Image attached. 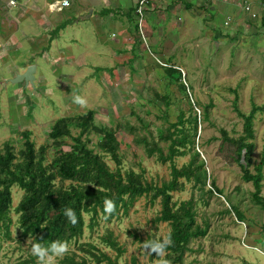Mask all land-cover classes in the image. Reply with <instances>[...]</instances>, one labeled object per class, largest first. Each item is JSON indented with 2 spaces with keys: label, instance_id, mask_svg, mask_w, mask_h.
Segmentation results:
<instances>
[{
  "label": "rangeland",
  "instance_id": "rangeland-1",
  "mask_svg": "<svg viewBox=\"0 0 264 264\" xmlns=\"http://www.w3.org/2000/svg\"><path fill=\"white\" fill-rule=\"evenodd\" d=\"M37 1L41 13L30 18L26 33L21 28L16 34L21 41L9 40L4 44L6 48L2 47L5 53L0 55V147L10 142L19 151L24 131L32 133L37 148L49 146L52 126L59 118L95 111L96 125L118 129L123 169L144 170L148 181L160 183L169 180L170 164L148 158L143 146L133 141L129 128L140 125L139 117L154 124L151 130L174 123L181 111L188 118L191 102L201 121L196 149L225 197L214 195L200 200L201 191L193 183H186L183 192L173 194L177 202L194 196L199 203L198 222L206 217L209 224L207 235L191 243L192 251L185 254L186 264H264V256L253 251L264 250V207L254 201V185L243 179L234 147L222 145L220 134V129H226L238 137L243 131V120L233 110L234 90L244 113H249L253 104L264 105L262 26L256 35L244 34L241 39L216 43L220 40L214 37L217 31L205 28L201 16L189 14L187 20L182 15L179 21L178 15L155 11L145 21V44L138 40L126 16L99 13L105 6L101 0H69L70 7L54 13L48 5L56 0ZM21 3L9 11L11 17L19 14ZM113 6L116 7L115 2ZM38 17L44 20L40 26L36 23ZM6 27L0 30L3 41L2 34L12 32V27ZM159 61L181 67L186 74L182 83L166 81ZM32 65L36 67L33 84L13 82ZM153 89L169 100V107L155 97ZM74 95L84 97L86 106L73 103ZM209 102L215 107L210 120L205 121L202 107ZM72 132L74 136L79 133L76 128ZM140 132L146 134L145 130ZM90 139L95 145L98 136L91 135ZM67 141L73 143L70 138ZM255 145L253 160L258 163L264 148V113H258L255 120ZM62 149L69 151L70 147ZM53 154L54 150L48 149V160ZM189 160L188 155L176 159V163L181 167ZM107 162L115 169L114 162ZM12 194L15 208L23 191L15 187ZM261 195L264 197V181ZM233 206L243 214V221L237 220L232 211L226 212ZM160 210L159 201L151 203L142 197L127 214L121 212L111 222L101 219L93 231L86 227L78 242L93 243L114 257L115 253L100 242L110 228L126 249L121 263L136 256L140 264H155L149 262L141 241L152 235L164 238L169 233L167 223H157L155 228ZM12 217L16 223L14 212ZM85 220L88 225L89 216ZM11 231L12 239H0V264H15L31 254V239L22 240L16 224ZM77 245L72 243L71 250Z\"/></svg>",
  "mask_w": 264,
  "mask_h": 264
},
{
  "label": "trees",
  "instance_id": "trees-1",
  "mask_svg": "<svg viewBox=\"0 0 264 264\" xmlns=\"http://www.w3.org/2000/svg\"><path fill=\"white\" fill-rule=\"evenodd\" d=\"M128 15L134 32L137 33L135 11ZM261 26L264 29V17ZM167 64L168 67H163L166 81L181 84L182 72L174 68L175 65ZM153 93L158 100L166 102V107L170 106L166 97H161L154 89ZM234 94L233 110L243 120V131L240 136L233 137L226 129H220L222 145L229 144L234 147L243 179L255 187L253 199L264 207V197L261 195L264 148L261 160L258 163L253 160L256 147L255 120L258 113H264V105L253 104L250 112L244 113L239 106L237 90H234ZM189 104L191 115L188 118L181 111L174 123L151 130L154 124L139 117L140 125L129 128L134 137L133 141L137 146H143L148 158L156 157L159 162L170 164L169 180L164 179L160 183L148 181L144 170L123 169L118 129L96 125L95 111L59 118L52 126V143L49 146L37 148L30 131L22 132L23 144L19 151L10 142H5L0 147V239H12L11 228L16 224L22 240L36 239L45 246L55 240H67L70 245L78 243L76 249L71 250L59 264H140L136 256L129 262H120L126 249L110 228L100 237V242L115 253L114 257L93 243L78 241L84 236L86 227L93 231L101 219L111 222L112 219L119 218L121 212L127 214L138 199L146 197L151 203L159 201L161 205L155 218V228L157 223H167L170 227L167 236H171L173 243L166 250L165 258L171 264H186L185 254L192 251L191 243L207 235L209 224L206 217L202 223L198 222L199 203L194 196L177 202L173 194L183 192L186 183H193L201 191L200 200L214 195L225 197L215 179L211 178L206 162L196 149L201 121L191 102ZM214 107L213 102L202 107L205 121L210 120ZM73 128L79 131L76 136L73 135ZM141 130H145L146 134H142ZM91 135L98 136L95 145L90 139ZM67 138L73 143L69 144ZM65 146H69L70 150H63ZM51 148L54 154L48 160L47 152ZM188 155L190 160L179 167L176 159ZM107 159L114 162L115 169L111 168ZM15 187L23 191V197L14 208L12 192ZM105 199H112L116 203L115 212L107 219L103 215ZM66 208L75 210L78 220L75 225L69 223L65 217ZM231 211L237 220H244L243 214L237 208L233 206L231 210L226 209L227 213ZM13 212L17 215L16 223L12 217ZM85 216H89L88 225ZM152 239L163 238L152 235L146 240ZM157 259L155 255H148L150 263ZM15 264L38 263L37 258L30 254L28 258Z\"/></svg>",
  "mask_w": 264,
  "mask_h": 264
},
{
  "label": "crops",
  "instance_id": "crops-1",
  "mask_svg": "<svg viewBox=\"0 0 264 264\" xmlns=\"http://www.w3.org/2000/svg\"><path fill=\"white\" fill-rule=\"evenodd\" d=\"M10 1L11 0H0V30L2 28L7 29V24L12 27V32H8L9 30H7V35L2 34L5 40L3 41L0 39V55H4L5 52L2 47H5L9 40L17 39V41H21L19 39L20 36L17 38L16 34L21 28L24 30L23 32L26 33L30 27V18L36 17V14L41 13L37 0H14L16 1V5H18L19 1L22 3L20 4L19 14L15 17H11L9 11L13 7L9 5ZM114 2L116 3V7L113 6ZM136 2L137 0H101L100 3L105 6L99 13L104 14L112 12L114 15L120 16L123 14L126 16V21L131 23L128 14L135 11ZM245 2L251 3L256 11H260L259 0H227L226 2L223 0H179L169 5L165 4L159 10H156V12H169L178 15L179 21L182 20L184 15L187 20L189 19L187 17L189 14L199 15L201 16L200 18L204 20L205 28L210 27V29H215L217 31L214 37L220 40H217L216 43H224L225 41H229L230 38L235 37L241 39L244 34L256 35L260 32L259 27L261 26L262 19L259 21L251 20L243 11ZM26 12L28 14L25 15ZM229 19L231 21L230 26H225V21ZM43 22L44 20L41 19V17L36 19V23H38L39 26ZM26 23L28 24L25 25ZM33 25L34 24H32V26ZM186 25L188 26V23ZM226 27H230V29ZM2 31L4 30L2 29ZM27 67L28 66H26V68Z\"/></svg>",
  "mask_w": 264,
  "mask_h": 264
},
{
  "label": "clouds",
  "instance_id": "clouds-1",
  "mask_svg": "<svg viewBox=\"0 0 264 264\" xmlns=\"http://www.w3.org/2000/svg\"><path fill=\"white\" fill-rule=\"evenodd\" d=\"M73 103L83 107L86 106L87 101L80 95H74ZM115 210V201L112 199H105L103 207V215L105 216V219L111 216ZM64 215L72 225H75L78 222L74 209L66 208L64 210ZM28 243L31 245V254L37 258L38 264H59V261L71 251V245L67 240H55L47 246L38 242L36 239L29 240ZM172 243L173 241L171 236L168 235L163 239L146 240L142 243V247L148 255H155L158 257L155 264H171V262L165 257L166 250L172 246ZM253 251L261 256H264V250L260 248H255Z\"/></svg>",
  "mask_w": 264,
  "mask_h": 264
},
{
  "label": "built area",
  "instance_id": "built-area-1",
  "mask_svg": "<svg viewBox=\"0 0 264 264\" xmlns=\"http://www.w3.org/2000/svg\"><path fill=\"white\" fill-rule=\"evenodd\" d=\"M179 0H137L136 6H135V17H136V28H137V35L139 36V41L143 42L145 44L148 43L147 35H146V24L145 21L149 17V14L151 12H155L156 10H159L162 6L165 4L169 5L171 3H175ZM208 1V0H207ZM226 2L227 0H223ZM9 5L11 7H15L16 1L11 0ZM71 3L69 0H56L48 5L49 11L51 13L54 12H61L64 8L70 7ZM259 7L260 11H256L252 4L249 2H245L243 5V11L245 14L249 16V18L253 21H259L264 17V0H259ZM225 26H230L231 21L230 19L228 21H225ZM162 67H168L169 65L165 62L159 61ZM174 68L179 69L182 74L183 78L185 79V72L184 70L179 66H174ZM185 81V80H184ZM245 238H243V244L247 247L248 245L245 244Z\"/></svg>",
  "mask_w": 264,
  "mask_h": 264
},
{
  "label": "water",
  "instance_id": "water-1",
  "mask_svg": "<svg viewBox=\"0 0 264 264\" xmlns=\"http://www.w3.org/2000/svg\"><path fill=\"white\" fill-rule=\"evenodd\" d=\"M93 10H91L92 12ZM90 17V16H88ZM86 17V18H88ZM36 71V67L34 65L30 66L27 71L23 74H20L17 76L16 79L13 80V82H25L27 85L29 83H32L33 84V80L35 79L33 73Z\"/></svg>",
  "mask_w": 264,
  "mask_h": 264
}]
</instances>
